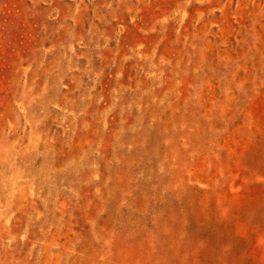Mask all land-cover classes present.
Segmentation results:
<instances>
[{
  "label": "rangeland",
  "instance_id": "obj_1",
  "mask_svg": "<svg viewBox=\"0 0 264 264\" xmlns=\"http://www.w3.org/2000/svg\"><path fill=\"white\" fill-rule=\"evenodd\" d=\"M0 264H264V0H0Z\"/></svg>",
  "mask_w": 264,
  "mask_h": 264
}]
</instances>
